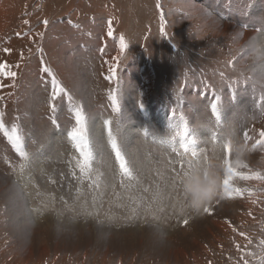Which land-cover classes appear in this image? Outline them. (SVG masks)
Here are the masks:
<instances>
[{
    "label": "rangeland",
    "instance_id": "1",
    "mask_svg": "<svg viewBox=\"0 0 264 264\" xmlns=\"http://www.w3.org/2000/svg\"><path fill=\"white\" fill-rule=\"evenodd\" d=\"M0 23L17 74L0 75V112L26 153L0 129V264H259L264 0H0ZM214 149L219 196L194 208L182 178Z\"/></svg>",
    "mask_w": 264,
    "mask_h": 264
},
{
    "label": "snow or ice",
    "instance_id": "2",
    "mask_svg": "<svg viewBox=\"0 0 264 264\" xmlns=\"http://www.w3.org/2000/svg\"><path fill=\"white\" fill-rule=\"evenodd\" d=\"M25 23L27 24L28 21H25ZM43 23L45 25H47L48 24V21L45 20ZM111 34L112 33L110 32L109 35H111ZM17 35H19V33ZM121 40H123V38H121ZM122 46H123V44H122ZM5 51H9V49H5ZM48 71H49L48 68L45 67L44 68V72L45 73H48ZM0 75H3L5 78H9V77L10 78H15L17 74L14 71L8 70L6 63H2V64H0ZM3 86H4L3 84H0V87H3ZM52 87H53L52 99L54 101L57 98V96L61 92L64 91V89L61 88L57 84V82L55 80V77H53V79H52ZM52 108H53V110L55 109V104L52 105ZM211 108H212L213 113H217V111H218V104L217 103H213L211 105ZM3 116H4V113L3 112H0V129L4 130L5 136H7L8 140L16 148V150L19 152V154L21 156H25L26 153L21 149V139L22 138L19 135L18 128L13 127L11 129V132H9L5 128L4 121H3ZM77 124H78V127L74 128L72 130V132L70 133V136L73 139V141H76L77 149L81 152V155L84 158V162H85V166H86L88 164V161H89L90 153L84 151V126H83V118L80 116L79 113H77ZM244 137H245V140L251 139L248 136L247 133L244 134ZM255 146L264 147V130H261L259 132V139L256 140ZM112 147L115 150L116 159L120 162V167H121V170L123 171V173H125L127 175H131V173H130L127 165H126V162L124 160V157L121 155V152H120V150H119V148H118V146H117V144H116L115 141H113ZM243 147H246V145H243ZM228 151H229V153L231 152V147L228 148ZM193 155H195V153H193ZM237 163H239V161H237ZM190 168H191V166H190ZM83 170L84 169L82 168V171ZM228 172H229L228 178L224 179V181H223L225 193H229L230 180L232 178V175L234 174L233 173V167H232V164L230 162L228 163ZM235 174L236 175H240V173H235ZM250 178L251 177H247V176L244 177V179H250ZM255 178L256 179H264V176H260L259 174H257L255 176ZM234 191L237 192V193H240V189H235ZM204 210L205 211H208L207 208H205ZM184 223L187 224L188 221L187 220H184ZM240 235L241 236H244L245 233L241 232ZM239 247L240 246L237 245V248H239ZM260 247L262 249H264V240H261L260 241ZM243 264H248V261L247 260H244L243 261ZM259 264H264V257H261V259L259 261Z\"/></svg>",
    "mask_w": 264,
    "mask_h": 264
},
{
    "label": "clouds",
    "instance_id": "3",
    "mask_svg": "<svg viewBox=\"0 0 264 264\" xmlns=\"http://www.w3.org/2000/svg\"><path fill=\"white\" fill-rule=\"evenodd\" d=\"M236 154L239 155L243 146L233 145ZM221 163L220 157L216 155V150L205 161L201 157L199 163L193 162L187 175L183 179L186 193L192 199L194 208H202L219 196Z\"/></svg>",
    "mask_w": 264,
    "mask_h": 264
},
{
    "label": "bare ground",
    "instance_id": "4",
    "mask_svg": "<svg viewBox=\"0 0 264 264\" xmlns=\"http://www.w3.org/2000/svg\"><path fill=\"white\" fill-rule=\"evenodd\" d=\"M44 2H45V1H44ZM224 2H225V1H224ZM16 4H17V3H16ZM238 4H239V3H238ZM180 5H181V4H180ZM186 6H187V5H186ZM4 7H5V6H4ZM14 8H15V7H14ZM230 8H231V7H230ZM2 10H3V8H2ZM248 12H249V11H248ZM245 13H246V12H245ZM246 14H247V13H246ZM169 15H170V14H169ZM216 20H217V19H216ZM0 24H1V23H0ZM175 27H176V26H175ZM251 28H252V27H251ZM255 30H256V28H255ZM258 30H259V29H258ZM22 31H23V30H22ZM214 34H215V33H214ZM259 35H260V34H259ZM17 36H18V35H17ZM80 45H81V44H80ZM80 47H81V46H80ZM89 47H90V46H89ZM92 47H93V46H92ZM99 47H100V46H99ZM241 47H242V46H241ZM76 48H77V47H76ZM82 48H84V47H82ZM113 48H114V46H113ZM237 48H238V47H237ZM77 49H79V48H77ZM96 49H97V48H96ZM98 49H99V48H98ZM85 50H86V52H85L82 56H87V54L92 55V54H93V51H94V50H92V49H85ZM116 51H117V50H116ZM116 51H115V52H116ZM4 52H5V51H4ZM148 52H149V51H148ZM249 52H250V51H249ZM117 53H118V52H117ZM109 55H110V54H109ZM118 55H119V53H118ZM248 55H250V54H248ZM93 56H94V55H93ZM106 56H107V55H106ZM72 57H73V56H72ZM79 57H81V56H79ZM69 59H70V58H69ZM69 59H68V60H69ZM130 59H131V58H130ZM83 61H84V60H83ZM69 62H70V61H69ZM111 62H112V61H111ZM136 62H137V67H139V66L141 65V64H140V65L138 64L140 61H136ZM136 62H135V63H136ZM112 63H113V62H112ZM115 63H116V62H115ZM238 63H239V62H238ZM59 64H60V63H59ZM107 64H108V62H107ZM62 65H63V64H62ZM71 65H73V64H71ZM75 65L77 66L76 63H75ZM75 65H74V66H75ZM143 65H144V64H143ZM61 67H62V66H61ZM145 67H146V66H145ZM145 67L143 68V70L145 69ZM71 68H72V67H71ZM134 68H135V67H134ZM134 68H133V69H134ZM37 69H39V68H37ZM61 69H62V68H61ZM63 69H64V67H63ZM63 69H62V71H63ZM68 69H69V68H68ZM141 69H142V68H141ZM43 70H44V69H43ZM65 71H66V69H65ZM148 71H149V70H148ZM148 71H147V72H148ZM261 71H262V70H261ZM63 72H64V71H63ZM66 72H67V71H66ZM70 72H71V71H70ZM263 73H264V71H263ZM261 75H262V74H261ZM263 75H264V74H263ZM81 76H82V75H81ZM257 76H259V74H258ZM43 77H44V76H43ZM70 77H71V76H70ZM106 77H107V76H106ZM0 78H1V77H0ZM82 78H83V77H82ZM254 78H255V77H254ZM260 78H261V77H260ZM50 80H51V79H50ZM87 81H89V80H87ZM122 81H123V80H122ZM124 81H125V80H124ZM231 81H232V80H231ZM254 81H256V80L254 79ZM7 82H8V80H7ZM49 82H51V84H52V80L49 81ZM49 82H48V83H49ZM78 83H79V81H78ZM29 84H30V86H31V83H29ZM51 84H49V86H50ZM82 84H83V83H82ZM194 84H195V83H194ZM255 84H256V83H255ZM8 85H9V84H8ZM130 85H131V84H130ZM191 85H192V84H191ZM84 86H85V85H84ZM86 86H87V85H86ZM194 86H195V85H194ZM239 86H240V85H239ZM257 86H259V85H257ZM79 87H80V86H79ZM128 87H129V86H128ZM190 87H191V86H190ZM8 88H9V87H8ZM126 88H127V86H126ZM130 88H131V86H130ZM186 88H187V87H186ZM188 88H189V87H188ZM234 88H235V87H234ZM11 89H12V88H11ZM46 89H47V88H46ZM52 89H53V88H52ZM74 89H75V88H74ZM127 89H129V88H127ZM194 89H195V88H194ZM237 89H238V88H237ZM82 90H83V89H82ZM130 90H131V89H130ZM130 90H129V91H130ZM195 90H196V89H195ZM245 90H248V89H246V85L242 86V90H239L240 92L238 91V93H241V94H239V95H240L239 97H240L242 100L244 99V97H245V98H248V96H247L248 91H245ZM262 90H263V89H262ZM46 91H47V90H46ZM89 91H90V90H89ZM113 91H114V90H113ZM254 91H255V90H254ZM35 92H36V91H35ZM74 92H75V90H74ZM235 92H237V91H235ZM104 94H105V93H104ZM104 94H103V95H104ZM184 94H185V93H184ZM124 95H125V94H124ZM249 95H250V94H249ZM77 96H79V95H77ZM166 96H167V95H166ZM186 96H187V95H186ZM204 96H206V95H204ZM209 96H210V95H209ZM250 96H251V95H250ZM44 97H45V96H44ZM86 97H87V96H86ZM98 97H99V96H98ZM146 97H147V96H146V93H144V94H143V100L145 101V102H143L144 105H145V104L147 103V101H148V100L145 99ZM183 97H185V96H183ZM207 97H208V96H207ZM147 99H148V98H147ZM159 99H160V98H159ZM184 99H185V98H184ZM189 99H190V98H189ZM52 100H53V99H52ZM237 100L239 101L238 98H237ZM240 101H241V100H240ZM107 102H108V101H107ZM32 103H33V102H32ZM223 103L225 104V101H224ZM227 103H228V102H227ZM227 103H226V104H227ZM72 104H73V103H72ZM72 104H71V105H72ZM198 104H200V103H198ZM251 104H252V103H251ZM108 105H109V104H108ZM128 105H129V104H128ZM146 105H147V104H146ZM220 105H221V104H220ZM245 105H246V104H245ZM236 106H237V105H236ZM252 106H253V105H252ZM85 107H86V106H85ZM137 107H138V106H137ZM197 107H198V106H197ZM199 108H200V107H199ZM223 108H227L226 105H224ZM237 108H239V107H236L235 110H237ZM98 109H99V108H98ZM98 109H97V111H99ZM135 109H136V108H135ZM197 109H198V108H197ZM252 109H253V108H252ZM138 110H139V109H138ZM224 110H225V109H224ZM226 110H229V109H226ZM226 110H225V111H226ZM238 110H239V109H238ZM72 111H73V110H72ZM94 111H95V110H94ZM94 111H93V112H94ZM107 111H108V109H107ZM262 111H263V110H262ZM110 112H111V111H110ZM235 112H236V111H235ZM99 113H100V112H99ZM250 113H251V112H250ZM251 115H252V114H251ZM105 116H106V115H105ZM140 116H141V115H140ZM257 116H258V115H257ZM114 117H115V116H114ZM249 118H250V117H249ZM105 119H106V118H105ZM239 123H240V122H239ZM262 123H263V122H262ZM240 124H242V123H240ZM240 124H239V125H240ZM248 124H249V123H248ZM262 125H263V124H262ZM31 126H32V125H31ZM243 128H244V127H243ZM241 130H242V129H241ZM40 131H41V130H40ZM254 140H255V139H254ZM253 142H255V141H253ZM255 148H256V147H255ZM258 148H259V147H258ZM257 151H258V150H257ZM221 165H222V164H221ZM233 192H234V189H233ZM233 194H234V193H233ZM235 196H236V195H235ZM3 197H4V196H3ZM7 197H8V196H7ZM231 197H232V196H231ZM235 198H236V197H235ZM18 200H19V198H18ZM29 200H30V199H29ZM235 200H237V199H235ZM13 201H14V199H13ZM31 201H33V200H31ZM18 204H19V203H18ZM30 204H31V203H30ZM33 204H34V203H33ZM31 206H33V205L31 204ZM235 206H236V205H235ZM235 206H234V207H235ZM248 206L250 207V205H248ZM13 207H14V206H13ZM252 207H253V206H252ZM22 209H23V208H22ZM22 209H21V210H22ZM250 209H251V208H250ZM253 210H254V209H253ZM255 210H256V209H255ZM53 211H55V210H53ZM16 212H18V209H17ZM12 213H13V212H12ZM44 214H45V213H44ZM44 214H43V215H44ZM21 215H22V214H21ZM26 215H27V214H26ZM62 216H63V215H62ZM69 217H70V216H69ZM21 218H22V217H21ZM45 218H46V217H45ZM37 219H38V218H37ZM64 219H65V217H64ZM76 221H77V220H76ZM254 222H255V221H254ZM2 230H3V229H2ZM63 230H64V229H63ZM54 232H55V231H54ZM237 232H239V231H237ZM229 233H230V232H229ZM54 234H55V233H54ZM5 238H6V237H5ZM256 243H257V242H256ZM256 243H255V244H256ZM257 244H258V243H257ZM251 252H252V251H251ZM259 252H261V250H260ZM261 253H262V252H261ZM262 254H264V253H262ZM199 256H200V255H199ZM253 256H254V253H253ZM255 256H256V255H255ZM259 256H260V255H259ZM259 256H258V257H259ZM253 258H255V257H253ZM203 259H204V258H203ZM255 259H256V258H255ZM217 260H218V259H217Z\"/></svg>",
    "mask_w": 264,
    "mask_h": 264
}]
</instances>
